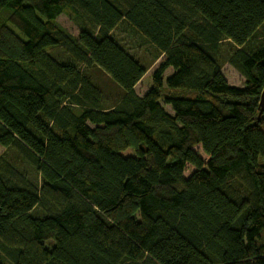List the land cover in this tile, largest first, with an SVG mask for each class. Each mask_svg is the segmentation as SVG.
Masks as SVG:
<instances>
[{
    "label": "trees",
    "instance_id": "trees-1",
    "mask_svg": "<svg viewBox=\"0 0 264 264\" xmlns=\"http://www.w3.org/2000/svg\"><path fill=\"white\" fill-rule=\"evenodd\" d=\"M263 89L264 0H0V264H264Z\"/></svg>",
    "mask_w": 264,
    "mask_h": 264
},
{
    "label": "rangeland",
    "instance_id": "rangeland-1",
    "mask_svg": "<svg viewBox=\"0 0 264 264\" xmlns=\"http://www.w3.org/2000/svg\"><path fill=\"white\" fill-rule=\"evenodd\" d=\"M57 23H59L64 29H66L71 35H77V30L74 27V25L69 21L68 17L66 16L65 13H63L62 15H60L57 19ZM123 39H128V36L126 34H122L121 36ZM132 52H134L135 54H137V57L145 64L148 65V70L146 71L145 75L143 76V78L140 80V82H138V84L135 87V92L138 95H143L145 94L151 85V73L156 69V67L159 65L161 58L158 59L157 61L151 63V61L148 59V56L145 55L143 53V50L139 49L138 47H134L132 49ZM151 63V64H150ZM171 69H168L165 73L164 78L166 79L169 74L171 73ZM94 75V79L98 81V84L106 87L108 90H115V88L110 84V82L108 81V79L106 78L105 75L95 71L93 72ZM223 73L225 78L227 79L228 83L231 86L234 87H239L242 86L243 83V78L239 75V73L231 66H229L228 64H225L223 66ZM104 90V89H103ZM107 91V90H105ZM165 109L167 111H169L168 107H165ZM198 154L204 159L206 160V157L202 154L200 148H194ZM1 152V149H0ZM131 154L130 150H127L125 152V155ZM194 169L190 166L187 167L184 176L188 177L191 172H193Z\"/></svg>",
    "mask_w": 264,
    "mask_h": 264
},
{
    "label": "water",
    "instance_id": "water-1",
    "mask_svg": "<svg viewBox=\"0 0 264 264\" xmlns=\"http://www.w3.org/2000/svg\"><path fill=\"white\" fill-rule=\"evenodd\" d=\"M258 108H259V114H262L264 112V89L260 94Z\"/></svg>",
    "mask_w": 264,
    "mask_h": 264
}]
</instances>
